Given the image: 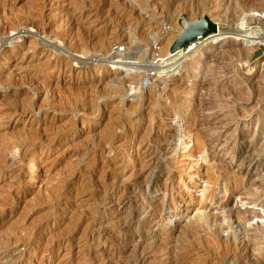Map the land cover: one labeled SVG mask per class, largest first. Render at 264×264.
I'll use <instances>...</instances> for the list:
<instances>
[{
	"label": "rangeland",
	"instance_id": "1",
	"mask_svg": "<svg viewBox=\"0 0 264 264\" xmlns=\"http://www.w3.org/2000/svg\"><path fill=\"white\" fill-rule=\"evenodd\" d=\"M167 1L0 0V264H264V46L202 37L149 66L186 21L264 35V0Z\"/></svg>",
	"mask_w": 264,
	"mask_h": 264
},
{
	"label": "bare ground",
	"instance_id": "2",
	"mask_svg": "<svg viewBox=\"0 0 264 264\" xmlns=\"http://www.w3.org/2000/svg\"><path fill=\"white\" fill-rule=\"evenodd\" d=\"M244 1V0H243ZM75 2V1H74ZM77 2V1H76ZM75 2V3H76ZM83 2V1H82ZM98 2V1H97ZM120 2V1H119ZM73 2H71L70 3V5L72 4ZM99 3V2H98ZM180 4H181V2H179ZM244 3V2H243ZM249 3H250V1H249ZM82 4V3H81ZM109 4V3H108ZM157 4H160L159 6V8H161V10H164V9H167V8H169L168 7V1L167 0H159V3L157 2ZM190 4V3H189ZM68 5V4H67ZM77 5V4H76ZM78 5H80L79 4V2H78ZM83 5V4H82ZM89 5V4H88ZM92 5V4H91ZM116 5V4H115ZM179 5V4H178ZM186 5V4H185ZM243 5V4H242ZM248 5V4H247ZM253 5V4H252ZM72 6V5H71ZM182 6V5H181ZM196 6V5H195ZM69 7V6H68ZM80 7V6H79ZM184 7V6H183ZM252 7V6H251ZM255 7V6H254ZM76 8V7H75ZM130 8V7H129ZM179 8V7H178ZM116 9H117V7H116ZM139 9V8H138ZM233 9V8H232ZM256 9V8H255ZM33 10V9H32ZM42 10V9H41ZM140 10V9H139ZM160 10V9H159ZM246 10V9H245ZM100 11V10H99ZM176 11V10H175ZM115 12V11H114ZM123 12V11H122ZM125 12V11H124ZM232 12H234V11H232ZM236 12V11H235ZM246 12V11H245ZM39 13V12H38ZM77 13V12H76ZM97 13V12H96ZM141 13V12H140ZM79 16L81 17V16H83V14H82V11L80 10L79 11ZM132 14V13H131ZM245 14V13H244ZM32 15V14H31ZM77 15V14H76ZM118 15V14H117ZM129 15V14H128ZM127 15V16H128ZM134 15V14H133ZM133 15H130V16H133ZM110 16V15H109ZM140 16V15H139ZM201 17H202V14L200 15ZM87 17V16H86ZM99 17V16H98ZM118 17V16H117ZM200 17V18H201ZM245 17L246 16H244V17H242L241 18V20H240V22H239V24H241V25H243V23H245V21H247V19H245ZM75 18H76V16H75ZM75 18H70V20H72V22H75V21H78V19H75ZM240 18V17H239ZM125 19V18H124ZM108 20V19H107ZM29 21V20H28ZM121 21V20H120ZM72 24V23H71ZM74 24H76V23H74ZM10 25V24H9ZM38 26V25H37ZM52 26V25H51ZM185 26H186V23L184 22V26L182 27V28H185ZM87 28V27H86ZM43 29V28H42ZM132 31V30H131ZM133 32H136V31H133ZM88 33V32H87ZM114 33V32H113ZM75 34V33H74ZM111 34V33H110ZM119 34V33H118ZM130 34V33H129ZM132 34V33H131ZM128 35V36H130V37H128V38H126L125 39V37H124V41L125 40H129V39H133V35ZM82 35V34H81ZM141 35V34H140ZM253 35V36H252ZM75 36V35H74ZM136 36V35H135ZM22 37V36H21ZM101 37H102V35H101ZM113 37H115V36H113ZM121 37V36H120ZM132 37V38H131ZM12 38V37H11ZM70 38V37H69ZM78 38V37H77ZM86 38V37H85ZM91 38V37H90ZM221 38H232V39H234V40H236V41H238V42H243L242 44H244V46H245V49L248 51V53H251V52H253L256 48H258L259 46H264V35H261L260 33L258 34V33H254V32H252L250 29L249 30H240V29H237L236 28V30H232L231 32H221L220 30H218L217 29V31L216 32H214V33H211V34H209V35H207L206 36V39H205V41H217V40H219V39H221ZM15 39V38H14ZM120 39V42H121V38H116L115 40L116 41H113L114 43H115V45L119 42L118 40ZM78 40V39H77ZM95 40V39H94ZM225 40V39H224ZM72 41V40H71ZM134 41V40H133ZM204 41V42H205ZM223 41V40H222ZM36 42H37V40H36ZM81 42H83L82 41V39H81ZM84 42H85V40H84ZM99 42V41H98ZM102 42V41H101ZM112 42V41H111ZM131 42V41H130ZM130 42H128V43H130ZM125 43V42H124ZM124 43H122V44H124ZM138 43V42H137ZM157 43V41L156 40H154V42H153V46L155 45H157L156 44ZM110 44V43H109ZM112 44V43H111ZM121 44V45H122ZM126 44H127V41H126ZM62 45L63 46H65V48L67 49V51H66V53L68 52L69 53V57H70V59H73V60H75L78 64H80L81 66H87V64H88V61L86 60V61H84L83 59H81L79 56V54L78 53H81V52H83V51H86L87 50V44L86 43H78V42H73V43H68L67 45H64V43H62ZM102 45V44H101ZM113 45V44H112ZM111 45V46H112ZM131 45V44H130ZM205 45V44H204ZM60 46V45H59ZM91 46V45H90ZM94 46V45H93ZM117 46V45H116ZM126 46V45H125ZM132 46V45H131ZM60 48V47H59ZM100 48H101V46H100ZM130 48V47H129ZM167 48H168V46H167ZM192 48V47H191ZM64 49V48H63ZM110 50V49H109ZM109 50H108V46L107 45H104V47H102L101 49H100V51H102L103 52V57L102 58H106L107 60H110L111 62L110 63H114L113 65H117V64H120V63H122V64H120V67L118 68H116V69H114L115 71H113V73L110 75V77L111 76H113V77H115V79H117L116 78V76H121V78L119 79V83H122V84H124L125 82H127V83H130V84H139V81H140V78L142 77V75L144 74L143 72L146 70V69H143V71L142 72H140V73H136V74H129L128 72L130 71V70H132L133 68V66L131 65L132 63V61H130V60H134L133 58H132V54H130L128 51L127 52H119V50H114L113 52L111 51V52H109ZM155 50V49H154ZM96 51H97V49H96ZM99 51V52H100ZM72 52H76V54H78L79 56H72V55H70V54H72ZM78 52V53H77ZM88 52V51H87ZM153 52V51H152ZM84 53V52H83ZM86 53V52H85ZM84 53V54H85ZM92 53V52H91ZM143 53V52H142ZM147 55V51H145V53H144V55ZM166 54V53H165ZM163 54L164 56H162L163 58H165V60H163V61H159V62H157V60L155 61V58H152V60H153V62H151L152 64H150L149 66L150 67H152L154 70H157V74L159 75V76H166L169 72H171V71H174V70H176L177 69V67L180 65V64H182L183 62H184V60H185V55L181 52V51H176L175 53H173V54ZM67 55V54H66ZM87 55V54H86ZM143 55V54H142ZM145 55V56H146ZM195 56V55H194ZM48 57V56H47ZM67 57V56H66ZM161 57V56H160ZM161 57V59H163ZM140 58H141V56H140ZM87 59V58H86ZM89 60V59H88ZM123 60H125L124 62H122ZM139 60V59H138ZM141 60V59H140ZM159 60V59H158ZM67 61V60H66ZM74 62V61H73ZM140 62V61H139ZM66 63V62H65ZM94 64H95V62H93ZM108 63H109V61H108ZM141 63V62H140ZM76 64V63H75ZM98 64V63H97ZM158 64V67L156 66ZM130 65L132 66V67H130ZM66 67V66H65ZM145 67V66H144ZM155 67H156V69H155ZM143 68V67H142ZM147 68V67H146ZM140 70H141V68H139ZM135 70H137V69H135ZM187 71V70H186ZM127 73V74H126ZM170 74V73H169ZM144 76V75H143ZM194 77V76H193ZM118 80V79H117ZM193 80V79H192ZM116 81V80H115ZM110 82V81H109ZM4 84V83H3ZM107 84V83H106ZM96 87V86H95ZM69 88V87H68ZM43 89V88H42ZM79 90H80V88H79ZM89 90V89H88ZM65 91V90H64ZM77 91V90H76ZM80 92V91H79ZM78 92V93H79ZM45 93V92H44ZM93 93V92H92ZM69 94V93H68ZM80 94V93H79ZM84 94V93H83ZM105 94V93H104ZM64 95V94H63ZM57 97V96H56ZM81 97V96H80ZM53 98V97H52ZM103 98V97H102ZM73 100V99H72ZM89 103V102H88ZM68 105V104H67ZM85 106H86V104H85ZM85 106H84V108H85ZM87 107H89V105H87ZM90 108V107H89ZM24 109H26V108H24ZM88 109V108H87ZM44 110V109H43ZM69 110V109H68ZM81 110H82V108H81ZM23 111H25V110H23ZM28 112V111H27ZM20 113V112H19ZM23 113V112H22ZM30 113V112H29ZM68 126V125H67ZM66 126V127H67ZM65 127V128H66ZM108 132V131H107ZM21 134V133H20ZM5 135V134H4ZM170 135V134H169ZM172 136H176V137H183L184 136V134H183V132L182 131H179V130H177L174 134H172ZM11 138V137H10ZM23 138V137H22ZM1 139V138H0ZM17 139V138H16ZM19 139V138H18ZM25 139V138H24ZM168 141V140H167ZM144 142V141H143ZM164 142V141H163ZM153 143V142H152ZM165 143H167L166 141H165ZM17 144V143H16ZM102 144V143H101ZM158 145V144H157ZM104 147V146H103ZM157 147V146H156ZM170 148V147H169ZM174 148V147H173ZM161 149V148H160ZM168 149V147L166 146V147H164V148H162L161 149V151H166ZM174 150V149H173ZM159 151V149H157L156 150V152H158ZM1 152V151H0ZM154 153H155V151H153ZM167 152V151H166ZM169 152V151H168ZM2 153V152H1ZM170 153H171V151H170ZM156 154V153H155ZM158 155V154H157ZM154 156V155H153ZM1 160V159H0ZM149 162L150 163H152L153 164V162L154 161H152V158L149 160ZM32 164V163H31ZM34 165V164H33ZM212 165V164H211ZM215 165V164H214ZM31 167V166H30ZM209 171V170H208ZM134 174V173H133ZM228 175V174H227ZM148 176V175H147ZM149 179V178H148ZM142 180V179H141ZM144 181V180H143ZM148 181V180H147ZM210 182V181H209ZM140 184H142V183H140ZM208 184V183H207ZM150 185H151V180L147 183V186H146V189L147 188H150ZM154 185V184H153ZM204 189V190H203ZM202 190L203 191H205L206 189L205 188H203ZM126 191V190H125ZM132 193V192H131ZM204 193V192H203ZM202 193V194H203ZM82 194V193H81ZM130 194V193H129ZM225 194V193H224ZM75 196V195H74ZM54 199V198H53ZM164 200V199H163ZM109 202V201H108ZM163 202V201H162ZM158 203V202H157ZM125 205V204H124ZM123 205V206H124ZM144 206V205H143ZM125 207V206H124ZM143 208V207H142ZM148 208V207H147ZM221 209V208H220ZM225 209H226V207H224V208H222V210L221 211H224L223 213V215H225V214H227V211H225ZM148 211H151V213H149L148 215H146V222H151L152 221V217H153V215L155 214H153L152 213V209H148ZM206 212V211H205ZM128 213V212H127ZM157 213V212H156ZM168 214V213H167ZM208 216V215H207ZM227 216H228V214H227ZM227 216H225V217H227ZM230 216V215H229ZM210 217V216H209ZM209 217H205L204 216V218H205V222H209L208 220H210L209 219ZM210 218H212V217H210ZM214 218V217H213ZM167 219V218H166ZM175 219V218H174ZM178 219V218H177ZM69 220V219H68ZM176 220V219H175ZM215 220H216V218H215ZM72 221V220H71ZM212 221V220H211ZM172 221H170V224H173L174 223V221H173V223H171ZM178 222V221H177ZM214 222H216V221H214ZM230 222V221H229ZM152 223V222H151ZM167 223V222H166ZM169 223V222H168ZM203 223V222H202ZM211 223V222H210ZM212 223H213V221H212ZM153 224V223H152ZM206 224V223H205ZM214 224V223H213ZM210 225V224H209ZM207 226V225H206ZM188 227V226H187ZM239 227V226H238ZM194 228V227H193ZM215 228V227H214ZM220 228V227H219ZM222 228V227H221ZM195 229H197L196 227H195ZM208 229V228H207ZM188 230V229H187ZM193 230V229H192ZM15 231V230H14ZM5 232V231H4ZM191 232V231H190ZM218 232V231H217ZM6 233H8V232H6ZM70 233V232H69ZM19 234V233H18ZM219 234V233H218ZM235 235H237V234H235ZM193 236V235H192ZM14 237V236H13ZM54 237V236H53ZM191 237V236H190ZM194 237V236H193ZM236 237V236H235ZM235 239V238H234ZM186 240V239H185ZM192 240V239H191ZM5 241V240H4ZM242 241V240H241ZM244 243H245V241H243ZM4 243V242H3ZM5 245L8 247V245H10L11 246V244L13 243L12 242V239H7L6 241H5ZM15 243V242H14ZM23 243V242H22ZM50 243V242H49ZM15 244H17V243H15ZM14 244V245H15ZM223 245V244H222ZM226 245V244H225ZM241 245V244H240ZM245 245V244H244ZM5 247V246H4ZM45 248V247H44ZM243 248H244V246H243ZM247 248V247H246ZM7 249V248H6ZM20 249V248H19ZM247 251V250H246ZM7 254V253H6ZM19 256V255H18ZM252 256V255H251ZM254 257V256H253ZM174 258V257H173ZM246 258V257H245ZM11 260V259H10ZM16 260V259H15ZM144 260V259H143ZM250 260V259H249ZM12 261V260H11ZM7 262V261H6ZM13 262V261H12ZM11 262V263H12ZM8 263V262H7ZM252 264H261V259L260 258H256L255 260H253V263Z\"/></svg>",
	"mask_w": 264,
	"mask_h": 264
},
{
	"label": "water",
	"instance_id": "3",
	"mask_svg": "<svg viewBox=\"0 0 264 264\" xmlns=\"http://www.w3.org/2000/svg\"><path fill=\"white\" fill-rule=\"evenodd\" d=\"M185 23L186 28H182L181 34L170 49V54L180 51L189 43L217 31L216 24L211 22L207 17H204L203 20L186 21Z\"/></svg>",
	"mask_w": 264,
	"mask_h": 264
}]
</instances>
